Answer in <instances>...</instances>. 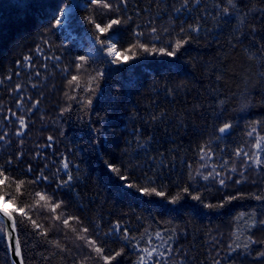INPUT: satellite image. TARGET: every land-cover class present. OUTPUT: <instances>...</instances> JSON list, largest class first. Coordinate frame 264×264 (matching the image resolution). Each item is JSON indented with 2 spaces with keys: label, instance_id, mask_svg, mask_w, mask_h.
I'll return each mask as SVG.
<instances>
[{
  "label": "trees",
  "instance_id": "1",
  "mask_svg": "<svg viewBox=\"0 0 264 264\" xmlns=\"http://www.w3.org/2000/svg\"><path fill=\"white\" fill-rule=\"evenodd\" d=\"M66 9V24L55 26ZM105 11L91 0H0V166L5 174L26 182L29 203L35 192L51 194L52 202L62 200V219L78 216L89 235L106 241V251L123 247L112 264H136L141 256L145 264H264L258 255L264 251V199L250 195H264V165L235 155L242 148L264 159V150L253 146L257 134L247 135L256 121L264 122V0H188L186 6L183 0H128L119 15L130 17L129 22L100 34L89 18L103 26L117 15L104 16ZM197 25L199 32L191 31L189 26ZM138 32L144 33L140 43L169 50L168 41L177 34L191 39L174 57L137 47L126 53L132 60L109 61L108 45L101 40L123 51L137 43ZM81 56L87 58V71L75 68L84 63L77 59ZM95 70L104 75L93 83ZM72 75L80 76V88L69 86ZM225 122L233 127L222 134L218 129ZM256 128L264 135V123ZM206 144L212 150L207 156ZM213 167L225 185L202 179L200 174ZM68 172L70 186L57 189ZM41 173L50 179L28 185ZM125 173L140 187H154L165 196L124 187L119 177ZM240 193L243 198L224 203ZM177 195L181 199L172 203ZM40 203L30 214L49 227L51 213ZM241 212L249 215L237 220ZM252 213L254 227L249 226ZM117 222L119 230L106 237ZM55 223L59 226L44 237L18 221L25 264H104L89 259L96 254L70 231L80 225ZM125 228L137 237L131 244L118 238ZM247 236L255 241L249 248L230 249ZM56 240L69 251L50 242ZM158 245L164 256L141 251ZM0 264H13L6 232H0Z\"/></svg>",
  "mask_w": 264,
  "mask_h": 264
},
{
  "label": "snow or ice",
  "instance_id": "2",
  "mask_svg": "<svg viewBox=\"0 0 264 264\" xmlns=\"http://www.w3.org/2000/svg\"><path fill=\"white\" fill-rule=\"evenodd\" d=\"M128 2V0H114V2H109V0H91V3L93 5H96L98 8L101 9H105L106 11L102 13V15L104 16H108L109 13L115 12L117 13V15L115 16V18L109 17L106 21L103 22V26L101 22H97L94 18H89V22L91 24H93L94 28L98 31V33L100 34H104L109 32V30L113 29L114 26H120L122 24H126L129 22V20L131 19L130 17L128 19H124L123 17H121L119 15L120 11H121V4L126 5ZM197 3H199V0H196ZM228 4H233V0H227ZM184 5L186 6L188 4V0H183ZM177 11H179V9H177ZM223 11L225 13H228L229 9L227 7H225L223 9ZM63 15V13H61V16ZM61 24V20L57 19L55 21V26H60ZM191 31L194 32H199V26H189ZM187 30L185 29H181V32H185ZM152 33H156L157 29L155 27H152L151 29ZM137 38V43L132 45V48L129 49H125L123 51H118L116 48V44L115 43H109L108 41L105 40H101V44H107L108 48H109V54L112 56V63H121V62H126L128 60H132L133 56L132 55H126V53H129L132 51V49L134 48H141L144 50V52H151V53H161V54H166L169 57H174L176 56L177 52L180 51V49L186 45L189 40L191 39V37H180L179 34H177V37L169 40L168 44L171 45V50H169L168 47H159L157 48L155 45H153L152 47H149L148 45L144 44V43H140L139 39L140 37H142L144 35L143 32H138L134 34ZM153 40H158L159 36H153L152 37ZM121 57H124V60H121ZM79 61L84 62V63H77L75 65V68L78 71H87V68L85 67L86 64V57H78L77 58ZM96 71V75H90V80L95 83L98 78H102L103 77V72L100 70H95ZM80 76L78 75H72L71 79L68 81L69 86H75V88H80ZM35 86V85H34ZM86 89L89 92H95L96 89L94 87H92L91 85H86L85 86ZM66 96H68V93H65ZM69 99H75L74 96H68ZM37 103H39V101H37ZM86 103L88 105H91L92 100L91 99H87ZM223 103V102H222ZM68 110V109H66ZM19 123L22 126L26 127L25 124V120L24 118H19ZM264 123L262 121H256L252 126H251V131H249L247 133V135L249 137H252L254 133L257 134V138L255 140L254 143V148L258 149V150H264V135H259L257 133V128L256 125ZM233 127V125L231 123L225 122L223 124L222 127H219L218 131L220 133H226L228 132L231 128ZM19 134V133H18ZM2 138V137H0ZM49 140H52L53 137L49 136L48 137ZM202 151L204 152V155L207 156L211 153V148L209 145H204L202 147ZM235 155L237 157L243 156L245 157L247 160H251L253 161V163L256 166H261L264 165V159L261 158L260 154L254 153L253 155H249L248 152L244 151V149L242 148H237L235 150ZM203 159V156L201 157ZM206 166V165H205ZM246 167V166H245ZM63 168L64 169H68L69 168V163L67 161H65L63 163ZM109 168L114 172V173H120V169L116 168L113 165H109ZM30 170V169H29ZM231 171L235 172L236 168L233 167L231 169ZM57 172H59V169H57ZM199 174V173H198ZM202 175V179L207 181L209 179H213V180H217L220 185H225L226 181L221 177V173L220 172H216L215 171V167H213V170L211 172H209L206 175L200 174ZM226 175V173H225ZM241 175H243V173H241ZM121 180L125 181L124 183V187H127L129 189L132 188H136L137 191L139 192H143L146 194H152L155 193V195L157 196H165V193L161 190L158 191L156 188L152 187V188H145V187H140L135 181L131 180L127 174H123L120 175L119 177ZM190 179H192V177H189ZM42 179L44 181H48L50 178L48 176L43 175V173H41L40 177H38L37 179L28 181V185H34L37 184L39 182V180ZM73 180V176L71 174V172L67 173V179L65 180H60L57 182L56 184V188L57 189H61L64 188L66 186H70L71 181ZM242 181L237 180L235 181V183L239 184ZM25 181L24 180H15V178H10L9 175L5 174V170L3 169V166H0V201H4V202H9L12 203L13 207L11 209L5 208L2 205H0V217L3 218H7L8 221H10L9 224L5 225L3 220H0V232H9V237L12 238V232H14L17 229V223L19 221L20 224H23L25 222L30 223L37 231L38 234L43 235L44 237L48 236V233L50 230H52L53 228L58 227L59 225H57L55 222H59V224L63 225V226H69L71 221H75V223L77 225H80L79 228L72 226L70 228V231H72L73 233H77V238L81 241H84L85 247H88L92 250V252H94L96 255L95 257L93 256H89V259H95L97 261H103L104 264H112V261L116 260L117 257H120L123 253H124V248L121 247L120 250L116 251V250H107L106 251V247L102 246L106 244V241H99L97 239L96 236L94 235H89V228L88 227H84L83 226V222L80 220V218L78 216H65L62 219V215L64 210L62 209V204L64 203L62 200L56 199L55 202H52L53 197L51 194H48L46 192H35L34 193V197L36 199H34L33 203H29L28 202V197L25 195V190H24V185H25ZM14 186V187H13ZM183 191L185 193L189 192V189L187 187H185L183 189ZM244 193H240L239 195H230L228 197H226L224 203H228L231 202L233 200L236 199H240L244 197ZM253 198H255L256 200H262L264 199V195H256L255 193L250 194ZM23 196L24 199L20 200L18 203V198ZM194 200L197 201H201L202 202V197L200 195H195L192 197ZM179 199H181V197L179 195L171 197V202L172 203H176ZM40 202H44L43 203V207L47 208L48 211L51 213L50 216V220L53 222L49 225V227H45L42 223H38L37 219L33 218V215L30 214L32 212V210L36 207L41 206ZM209 208H217V207H223V203L222 204H208L206 205ZM26 209H28V211H26ZM57 209H61L60 213H57ZM36 215H39V213L37 212ZM248 213L245 212H241L236 219L237 220H241L243 219L245 216H248ZM255 213H252L250 216V227H254L256 225V220L254 219ZM261 224H264V220L260 221ZM96 228H99V225L95 226ZM120 228L119 222H117V224L114 226L113 229L110 230L109 233H105L104 235L107 237L111 234V232L114 231H118ZM9 229H11V231H9ZM147 234V230L145 231V233L141 234L140 239H143L144 236ZM66 235V234H65ZM234 235H236V239L237 241L240 239L239 235L234 233ZM155 236L157 238H160L161 240H163V237L161 236L160 231H156L155 232ZM120 239H122L123 241L131 244L132 241H135L137 239V237L135 236H131L127 230V228L124 229L123 233L121 234L120 237H118ZM171 238V237H169ZM52 243H54L56 245L57 248H61L62 251H69V249L67 248V246H61L60 242L58 240L56 241H50ZM148 243H151V236H148ZM252 243H255V241L252 240L251 236H247L246 237V242L244 244H240V243H235V246L233 247L232 245H230V249L232 251H236L237 249L240 248H244L247 249L250 247V245ZM14 250L16 252L17 255L20 254V244L18 240L14 241ZM77 247H80V245H77ZM135 247L139 248L140 245L136 244ZM141 251L143 253H146L147 256L151 257L153 253L156 254V256H164L165 253L160 251V246H154L152 248H148V247H144L141 249ZM167 251L170 253L171 252V248H168ZM259 256L264 257V251H261L258 253ZM20 264H23V262L21 261ZM81 264H86V262L82 261ZM136 264H145V260L144 257L141 256L138 258V260L136 261ZM156 264H160L159 261L156 262ZM218 264V262H217Z\"/></svg>",
  "mask_w": 264,
  "mask_h": 264
},
{
  "label": "water",
  "instance_id": "3",
  "mask_svg": "<svg viewBox=\"0 0 264 264\" xmlns=\"http://www.w3.org/2000/svg\"><path fill=\"white\" fill-rule=\"evenodd\" d=\"M5 203H7V202H5ZM3 207H5V206H3ZM0 220H3L5 225L10 223V221H8L7 218L0 217ZM9 231H11V229H9ZM6 237H7V244H8L9 253H10L12 263L13 264H20V262L22 261L23 264H25L23 254H22L21 245H20V254L19 255L16 254L14 247H13L14 241L15 240L19 241L17 229L14 232H12V238L9 237V232H6ZM19 244H20V242H19Z\"/></svg>",
  "mask_w": 264,
  "mask_h": 264
},
{
  "label": "rangeland",
  "instance_id": "4",
  "mask_svg": "<svg viewBox=\"0 0 264 264\" xmlns=\"http://www.w3.org/2000/svg\"><path fill=\"white\" fill-rule=\"evenodd\" d=\"M70 12V9H66L64 12H63V16L60 18V20L62 21V24L61 25H65L66 24V18H67V15H68V13ZM108 55L110 56V59H109V61H112V56L109 54V52H108ZM6 205H7V207L6 208H8V209H11L12 207H11V205L9 204V203H5Z\"/></svg>",
  "mask_w": 264,
  "mask_h": 264
},
{
  "label": "bare ground",
  "instance_id": "5",
  "mask_svg": "<svg viewBox=\"0 0 264 264\" xmlns=\"http://www.w3.org/2000/svg\"><path fill=\"white\" fill-rule=\"evenodd\" d=\"M0 205H3V206H5V207H7V205L5 204L4 201H0Z\"/></svg>",
  "mask_w": 264,
  "mask_h": 264
}]
</instances>
